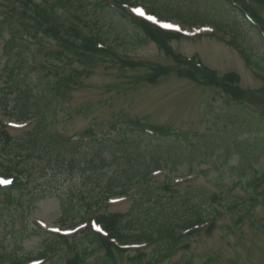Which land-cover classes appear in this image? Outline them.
I'll list each match as a JSON object with an SVG mask.
<instances>
[{"label": "rangeland", "instance_id": "374dc122", "mask_svg": "<svg viewBox=\"0 0 264 264\" xmlns=\"http://www.w3.org/2000/svg\"><path fill=\"white\" fill-rule=\"evenodd\" d=\"M152 1L157 2L158 5L169 4L175 11L183 15L187 14L189 18L205 21L208 16L207 13L212 15V20L219 23L221 27L191 26L175 19L155 22L158 25H174L175 27L167 29H177L186 35L171 43L173 51L182 59L196 55L203 67L215 71L218 76L228 73L236 75L238 92L241 94V98H245L243 99L244 106L251 111L246 113L254 120H258L253 116L257 113L264 117V63L262 61L264 59V0H235L257 23L258 26L253 29L246 25L242 26L241 20L231 14L210 12L205 4L207 2H204L205 0ZM139 4L142 6L141 1L137 0V5ZM11 6L12 4H9L8 7ZM155 7L156 5L152 9ZM135 9L142 10L139 7L133 8V13ZM71 11V8L62 10L61 13L58 10L60 18L65 20H72L69 15ZM89 11L92 13V17L86 19V22L89 23L86 30L93 34L108 37L111 46L119 56L143 63H157L169 68L173 66L170 58L158 51L154 43L150 41L139 42L135 38L136 36L129 35L128 31L130 30L125 28L127 27L126 23L110 19H105L104 23L103 21L99 22L100 15L98 12L92 9ZM243 12L246 15L245 11ZM139 16L143 17L140 14ZM113 26L116 27V30ZM9 35L10 33L5 31L2 34L3 39H0V74L5 61L2 47ZM41 45L44 51L55 47L53 43ZM244 45L249 50L251 48L255 51L261 64L253 62V58H251L253 62L251 65L245 62L239 52V48H243ZM35 54L36 56L30 59L31 65L29 67L31 69L29 70L32 72H29V81L36 85L49 86L48 83L52 85L55 81L54 78L51 76L45 78L44 73L46 71L40 70L39 67L45 61L46 56L41 54L40 50ZM72 68H77L76 64H73L71 68H65L64 71L69 73ZM147 73L148 70L146 69H121L117 63L112 61L96 63L88 71H84L78 77L77 82L66 91L64 100H62L64 107L53 108V112L48 116V123L51 124L56 133L63 137H74L83 135L90 126L101 129L103 125H110L111 123L122 125V121L130 124V120L132 123H140L142 126L156 127L166 132L173 131L186 137L192 143L198 141L205 148L199 157L203 159L202 162L197 163L195 161L197 165L190 167L189 153L193 151L197 153L198 150L187 151L185 148L179 151L183 161L176 169L172 170L165 164L162 166V162H160V166L164 170L150 175L148 182L155 198L150 202H141L136 208L132 218V231L137 226H146L150 216H153L150 214H154L160 207L167 211L184 209L188 206L185 202H195V198L200 199L201 205H210L209 197L214 194H221L226 205L215 212L212 218L209 217L211 218L209 220L215 224L211 234L206 235L205 230L208 226L204 223L194 236L181 242L178 248L170 253L164 252L157 255L155 264H264V179L256 181V202L252 204L249 211L246 209L251 202L248 204L246 201H249L251 194L240 180L245 173H247V178L249 176H264V129L256 122L242 121V118L248 116L239 115L236 108L239 106L224 102V96L218 95L204 84L186 78H178L173 71L160 78L157 83L150 84L145 81ZM2 85L0 80V89H3ZM3 92L7 93L5 90ZM11 106H13L12 96L7 103L8 108L11 109ZM0 112L4 115L1 109ZM1 121L8 128L9 135L15 139L21 135L22 131L31 129L34 124L33 121L16 123L7 117H1ZM142 149L144 148L140 147V150ZM80 153L91 154V151L85 149ZM69 154L70 152L66 153V155ZM75 155L79 156L80 154L77 151ZM101 156L105 160H110V154L107 152H103ZM144 162L139 163L141 167L146 168L147 165H153L152 161L146 158ZM27 163H23V165ZM28 166L34 168L31 172L33 177L27 185L28 189L34 187L38 182L47 188L49 184L47 185L45 179L48 180L50 174L45 173L40 162L34 161ZM119 167L114 163L109 165L107 171L103 170L97 180L98 187L91 185L93 180L88 181L86 185L85 174H60L59 172L53 185V191L56 190L57 192L52 191L45 198L39 200L33 206L30 214H27V211L20 213V205L23 204L24 206L27 195L19 206L8 207L5 206V203H1L0 256L2 251L9 252V256L11 253L14 257L36 255L41 252L50 239L40 236V233L30 234L31 231L25 230V226L35 223L42 227V231L47 228L68 231L71 228L68 225L79 220V211L64 212L54 195L56 193L67 195L70 192L80 190L79 195L82 194L89 198L99 196L100 187L106 183L107 178L118 175L121 171ZM42 171L44 176L40 179L39 176L41 177ZM167 178L171 190L176 191L174 198H170L169 193L159 190L160 185ZM144 183L146 184V182ZM187 186L198 188L203 192L198 193V196L195 197L192 193H187ZM128 192L135 196L114 197L116 199L106 200L107 203L104 206L106 208L100 204L99 208L91 211V215L94 216L103 212H127L137 198L135 189ZM150 208L153 209L150 210ZM201 208L205 214L211 211L210 206H206V208L202 206ZM167 214L170 213L167 212ZM13 215L15 217L11 218ZM27 215L28 217L31 216L30 222L27 221L28 217L25 218ZM65 216L69 217L67 223L60 224L59 221ZM24 219L27 221L25 225ZM11 223L12 226L9 225ZM25 231L28 235H25ZM19 235L21 237L23 235V237L21 240L15 241L18 243L16 247L14 239ZM126 243L131 244V242ZM89 247L92 250L93 247L91 245ZM154 247V243L138 245L137 248L131 247L127 253L116 254L112 264H133L129 261V257L139 251L145 254L141 264H146ZM83 248H87V245H84ZM90 250L86 251L88 254L87 259H85L86 264H94L104 254L102 251H94V248L92 251ZM49 255L51 258L44 259L41 264H60L65 261V258L72 257L73 253L67 247L62 246ZM7 260L5 259L4 264L10 259Z\"/></svg>", "mask_w": 264, "mask_h": 264}, {"label": "trees", "instance_id": "16d2710c", "mask_svg": "<svg viewBox=\"0 0 264 264\" xmlns=\"http://www.w3.org/2000/svg\"><path fill=\"white\" fill-rule=\"evenodd\" d=\"M139 1L151 8L156 5L155 10L163 18H177L191 23L197 21L201 23L214 22L210 13H207V19L204 21L198 18H189L187 14L183 15L175 11L169 4L158 5L157 2L154 3L152 0ZM132 2L136 3L137 0H0V39H3V32L10 33L2 47L5 61L0 74V80L3 83V89H0V109L9 117L17 120H23L30 116L35 118L32 128L21 132V135L16 139L0 126V176L13 178L10 186H0V205L5 203V206L8 207L19 206L27 195L24 206L23 204L20 205V213L27 211V214H30L33 206L53 191L54 181L59 172L60 174H85L86 185L88 181L93 180L91 185L98 187L97 180L102 171H107L109 165L114 163L120 166L121 171L118 175L106 179V183L99 189V196L89 198L82 194L79 195L80 190L70 192L67 195L56 193L54 196L58 200V205L63 207L64 212L80 210L82 217L88 216L87 218H91L89 216L91 210L100 207L99 205L108 197L126 194L131 189H135L137 194L135 202L127 212H104L94 216L95 220L108 232L107 237L101 236L89 227L83 233L71 237L70 240L61 236H58L59 238L53 237L38 256L45 255L55 249L59 250L60 247L65 246L73 253V256L69 259L65 258V261L60 264H86L84 257L88 255L86 251L91 249L89 245L94 248V251L104 253L94 264H112L115 261L116 254L126 253L125 249H121L114 243L123 240L151 241V243H154L155 247L151 251L146 264H155L157 255L164 252L170 253L178 248L181 242L189 240L196 234L197 230H194V226L209 217L212 218L215 212L226 205V201L221 194L211 195L208 200L210 205H201L200 199L195 197L203 191L187 186L186 191L195 196H191L195 198V202L186 201L185 204L187 203L188 206L184 209L167 211L160 207L154 214H150L153 216H150L146 226H137L132 231V218L136 208L139 207L141 202H150L155 198V195H152L149 182L144 183L150 169L160 167V162H162L161 164L168 163L172 169H175L183 161L179 151L185 148H187V151L191 149L198 150L197 153L195 151L190 152L188 160L190 167L191 165H197L203 160L199 157L205 151V148L198 141L192 143L175 133L162 131L156 127L143 130L137 125L138 123H132L130 120V124L122 121V125H119V123L103 125L99 132L95 127L90 126L81 136L63 137L56 133L51 124L48 123V116L53 112V108L57 106L64 107L62 99H64L66 91L77 82L78 77L84 71H88L96 63L112 61L117 63L121 69H146L148 73L145 81L150 84L157 83L160 78L173 71L178 78H186L204 84L218 95L224 96V102L239 106L236 107L239 115L245 114V116H248L247 118L241 117L242 121L256 122L264 129L262 116L252 112L253 116L258 119L254 120L253 117L248 115L251 111L244 106L243 99L245 98H241V94L238 92L236 75L228 73L218 76L213 70L203 66L198 67L196 63H199V61L196 55L192 57L191 62L182 59L171 47V43L181 39L182 35L177 32L162 30L143 19L125 15L121 6L123 4L132 5ZM204 2H207L205 4L210 12L231 14L241 20L242 26L246 25L248 28L253 29L235 8L233 0H205ZM9 4H12V6L8 7ZM67 8L72 9L69 15L73 21L60 18L61 11ZM90 9L98 12L100 15L99 22L103 21L104 23L105 19H110L126 23L127 27L125 28L130 30L128 31L129 35L136 36L135 38L139 42L150 41L154 43L158 51L162 52L165 57L170 58L173 66L169 68L157 63H143L119 56L111 46L108 37L93 34L86 30L89 24L86 19L92 17ZM214 24L221 27L217 22H214ZM45 43H53L55 47L44 51L41 44ZM39 50L41 54L43 53L46 56L45 61L39 66L40 70L46 71L44 73L45 78L51 76L55 80L52 85L48 83L49 86L36 85L29 81V72H32V70H29L31 69L29 67L31 65L30 59L36 56L35 53ZM242 55L247 61L250 59L248 58L250 56L248 51L244 50ZM73 64H76L77 68H72L69 73H66L65 68H71ZM27 70L29 71L27 72ZM4 90L7 93L3 92ZM10 96H12L13 103L11 109L7 107ZM145 146L147 147L145 148ZM140 147L144 149L140 150ZM85 149L90 150L91 154L80 153ZM77 151L80 154L79 156L75 155ZM68 152L70 154L66 155ZM103 152L110 154L109 161L101 156ZM3 157L9 158V160L5 163ZM145 158L151 160L153 165H147L146 168L141 167L140 164L145 163ZM34 161L40 162L45 173L50 174V178L45 179L47 185L49 184L47 188L40 185V182L30 189L27 187L29 180L33 177L31 172L34 169L28 165L34 163ZM23 163L27 164L23 165ZM246 174H243L242 177H245ZM43 176L42 171L39 178L41 179ZM251 178L253 177L250 176L243 181L249 194H251L249 201H246L248 204L251 202L246 211H249L252 204L256 202L255 193L257 192L253 184L255 177L252 180ZM159 190L169 193L170 198H174L176 194L175 190H171L167 180L162 182ZM53 192L57 191L54 190ZM205 202L204 204H207ZM243 204L245 205V203ZM202 206H205V208L210 206L211 211L205 214L201 210ZM167 212L170 214H167ZM20 213L18 214L20 215ZM13 217L15 215L11 218ZM27 217L28 215L25 218ZM24 221L25 225L27 221L26 219ZM9 225L12 226V223ZM34 226L33 224L25 226V230L31 231L30 234H39V228ZM213 227L214 225H211L208 228L206 235L211 233ZM182 230H188L184 234V238L180 236ZM25 235H28L26 231ZM22 237L19 235L14 239V243L18 239L21 240ZM15 244L17 247L18 243ZM84 245H87V248H83ZM144 258L145 254L138 252L129 257V261L133 264H141ZM5 259H10L9 262L6 261V264H20L29 258L14 257L11 253L9 256V252L2 251L0 264H4Z\"/></svg>", "mask_w": 264, "mask_h": 264}, {"label": "snow or ice", "instance_id": "6c2138e0", "mask_svg": "<svg viewBox=\"0 0 264 264\" xmlns=\"http://www.w3.org/2000/svg\"><path fill=\"white\" fill-rule=\"evenodd\" d=\"M134 11L138 12V14H140V15H144L143 11L140 10V9H135ZM148 19L153 20L155 22V18L154 17H148ZM161 26L165 27V28L175 27L174 25H171V24H162ZM11 183H12L11 180H6V179L0 178V185H5L6 186V185L11 184ZM95 227H97L98 231L100 230L99 226H95ZM56 231H59V229H56Z\"/></svg>", "mask_w": 264, "mask_h": 264}]
</instances>
